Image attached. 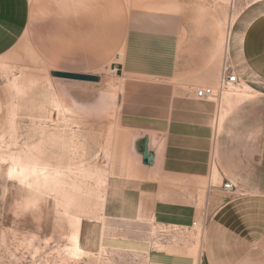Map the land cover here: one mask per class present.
Here are the masks:
<instances>
[{
  "label": "rangeland",
  "instance_id": "1",
  "mask_svg": "<svg viewBox=\"0 0 264 264\" xmlns=\"http://www.w3.org/2000/svg\"><path fill=\"white\" fill-rule=\"evenodd\" d=\"M30 2L28 28L0 54V264H99L103 230L111 262L100 264H195L188 247L199 243L201 262L207 228L212 261L235 264L232 246L250 231L253 194L264 193V42L253 47L243 38L254 25L251 37L264 41V0ZM52 70L101 80L57 78ZM232 73L239 85L222 91L220 82ZM245 83L253 94L230 91ZM201 86L220 90L207 100L210 167L236 186L227 191L226 182L192 177L169 196L160 191L159 200L171 202L153 206L157 216L143 207L136 215L135 206L120 213L122 197H136L137 183L126 177L139 165L126 113L165 111L176 95L185 98ZM15 158L22 167L34 161L55 167L61 188H31L20 172L10 173ZM107 197L114 205H106ZM78 216L91 258L72 261L66 248ZM260 224L257 237L264 235ZM217 242L227 253L216 254ZM244 244L240 258L248 256Z\"/></svg>",
  "mask_w": 264,
  "mask_h": 264
},
{
  "label": "crops",
  "instance_id": "2",
  "mask_svg": "<svg viewBox=\"0 0 264 264\" xmlns=\"http://www.w3.org/2000/svg\"><path fill=\"white\" fill-rule=\"evenodd\" d=\"M30 15V0H0V54L13 47L17 35L26 31L29 26ZM251 27L250 31H244L243 38L246 44L253 47L258 46L264 41L256 42L257 40L251 37V35H255L253 33L254 25H251ZM259 73L264 77V64H262ZM245 84L250 89L252 88L250 84ZM154 109L144 107L139 113H126V128L133 131V145L135 151H137L139 165L135 171L130 172L134 175L132 178L126 177L129 182L135 181L137 183L136 197H122L120 201L121 208H119L120 213L131 212L128 208L130 206H135V214L137 215L142 207L148 208L150 211L153 206L157 209L158 206L170 204L171 201L168 197L165 200L164 198L159 200L160 191L167 190L169 196V192L176 189V183L181 185V181H183V184L186 185L191 182L188 179L191 180L192 177H210V182L216 178V184H220L219 180H221L219 186L226 182L225 174L217 166L210 167L212 141L209 122L211 121L213 104L207 100L198 99L194 91L193 95L185 98L176 95L170 107L165 111L156 113L153 111ZM147 138H149V149L153 155V160L148 165L143 163V152ZM254 174L253 172V177ZM248 180V184H250L253 178L249 177ZM109 183L111 186L115 184V182L110 181ZM147 184H151V186H147ZM256 188L262 189L263 187H257L256 185L251 187V189ZM211 192L212 189H210V195ZM253 197L254 210L249 215L251 225L248 223L251 232L249 231L245 237L236 239L237 244L232 246L231 253L238 255L237 258H233L235 264H243L245 261L246 264L264 263V257L261 258L260 256V252L264 255V246L260 245L264 235L257 237V233H259L257 228H263L260 223H264V211L260 212L259 210L261 203L264 204V193L255 191ZM108 203L114 205V202L109 201L107 197L106 205ZM256 207L258 209H255ZM155 209L153 208V214L157 216ZM207 234L208 228L203 241L204 249L201 260L202 256H205V252L209 255L205 263L203 258L202 264H215L213 262L214 250L211 249L210 242L208 244ZM246 240L248 256L247 258H240L241 254H245L243 248ZM241 242L242 244H240ZM218 243L220 242H217L216 246L222 247ZM207 245L210 247L209 251ZM215 252L216 254L227 253V249L223 246Z\"/></svg>",
  "mask_w": 264,
  "mask_h": 264
},
{
  "label": "bare ground",
  "instance_id": "3",
  "mask_svg": "<svg viewBox=\"0 0 264 264\" xmlns=\"http://www.w3.org/2000/svg\"><path fill=\"white\" fill-rule=\"evenodd\" d=\"M230 91L233 92V93L235 91V94H237V95L241 94L243 96H249V95L253 94L251 92V90H250V87L247 84H245L243 87H233V88H231ZM228 93L232 94L230 92H228ZM19 156L20 155H18V157ZM20 161L21 160L19 158H15V159L12 160V162H10L11 163L10 173H13L15 171L16 172H20L22 178L24 180L28 181V184L31 186V188L33 186H35V187L46 186V185H48L50 183H54V185L57 188H59V189L61 188L60 186H61V183H63L62 182L63 179H62L61 174H55V171H54L55 167H51L50 165H41L39 162H35V161L32 162V164H30L31 165L30 167H22L21 164L19 163ZM61 169H63V168H61ZM73 186H74V188H77L76 184H74ZM85 202H87V201H83L82 204H84ZM101 217H103V216H101ZM82 223H83V219L81 217H79V216L76 217L75 220H74V230H73L72 233L70 232V236H69L70 237L69 238L70 245L67 246L66 250H67V257L70 260H72V261L73 260H75V261L79 260L82 257H90V255H91V252L86 250L83 247V245H82V241H81V227H82ZM103 228H105V226H103ZM104 236L105 235H104V230H103L101 232V242H102L101 243V248H100L99 253L96 256L97 261L99 262V264L102 263V261H104V260L106 262H111L108 253L106 251L104 252V249H105V246L103 244ZM186 246H188V245H186ZM156 248H158L160 251H164L166 249V246H157ZM188 248H189L188 249L189 256L194 257L195 264H200V261H199L200 260V255H199L200 245H199V243L196 242V244H194V245H192V246H190ZM168 253H170L172 255L175 254V252H171V251L168 252ZM170 254H168V255H170ZM103 257H105V258H103ZM143 264H145V263H143Z\"/></svg>",
  "mask_w": 264,
  "mask_h": 264
},
{
  "label": "water",
  "instance_id": "4",
  "mask_svg": "<svg viewBox=\"0 0 264 264\" xmlns=\"http://www.w3.org/2000/svg\"><path fill=\"white\" fill-rule=\"evenodd\" d=\"M51 75L57 78L72 79L79 81L99 82L101 80V77L99 75L67 70H52ZM152 160L153 155L149 149V138H147L145 141V148L143 152V163L148 165L151 164Z\"/></svg>",
  "mask_w": 264,
  "mask_h": 264
},
{
  "label": "built area",
  "instance_id": "5",
  "mask_svg": "<svg viewBox=\"0 0 264 264\" xmlns=\"http://www.w3.org/2000/svg\"><path fill=\"white\" fill-rule=\"evenodd\" d=\"M238 83H239L238 75L232 73L231 75H228L226 78L222 79V81L220 82V88L222 90L225 86L229 84H238ZM219 91L220 90L217 91L212 86H201L196 89L195 95L199 99L211 100V99H217ZM235 186L236 185L233 182L227 181L223 187L225 190L231 191L234 189ZM200 264H202V260Z\"/></svg>",
  "mask_w": 264,
  "mask_h": 264
}]
</instances>
